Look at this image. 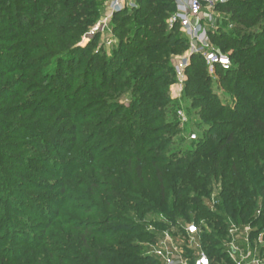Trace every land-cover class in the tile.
Returning a JSON list of instances; mask_svg holds the SVG:
<instances>
[{"label":"trees","instance_id":"obj_1","mask_svg":"<svg viewBox=\"0 0 264 264\" xmlns=\"http://www.w3.org/2000/svg\"><path fill=\"white\" fill-rule=\"evenodd\" d=\"M134 1L130 12L113 15L117 44L105 57L104 49L89 55L98 35L85 48L78 46L99 17L96 0H0V142L18 138L54 164H64L73 150L85 165L102 163L85 189L95 205L82 213L92 219H57L56 209L53 219L25 224L32 233L22 227L20 211L10 201L22 202L15 182L25 179L0 167V200L9 216L0 219L6 220L0 231L6 224L19 235L14 243L7 232L0 264H160L117 238L157 241L144 224L120 214L128 211L124 204L139 211L158 207V230L168 228L182 238L186 226L198 225L201 247L212 264H232L220 246L230 223L250 227V240L261 234L258 252L264 256V0H229L216 7L231 31L219 27L209 31V38L221 54L230 51L231 64L227 71L217 68L215 79L232 102L217 99L203 59L192 55L183 93L204 104L199 113L204 128L191 142L193 149L170 156L163 155L170 139L160 132L168 129L169 136L180 129L173 119L176 105L167 94L174 73L166 55L188 45L178 27L167 29L172 0ZM115 92L117 97L130 94V106L108 103ZM16 116L19 120L12 119ZM161 122L166 124L159 128ZM63 136L73 144L68 149L56 143ZM214 181L221 187L217 220L204 205ZM206 226H217L215 239L204 233ZM73 241L86 254L74 252Z\"/></svg>","mask_w":264,"mask_h":264},{"label":"rangeland","instance_id":"obj_2","mask_svg":"<svg viewBox=\"0 0 264 264\" xmlns=\"http://www.w3.org/2000/svg\"><path fill=\"white\" fill-rule=\"evenodd\" d=\"M96 1L100 5L98 7L99 17L97 21L94 23V25L90 27V29L81 36L78 46L81 48H85L88 45V43H90L93 40V38L96 35H98L99 38L96 41V46L91 50L89 55L93 53H98L100 49H104L105 53L103 55L106 57L107 55L111 54L110 51L111 47L117 44L116 37H114L113 34L111 33V26H112L111 21L113 15L118 14L120 12L114 13L112 17L107 18L108 12L106 5L108 4V0H96ZM124 1H125L124 3L127 4V7L124 10H121V12H130L135 7V1L134 0H124ZM132 4L134 6L129 8V5ZM214 16H215L214 22L212 23V27H211L212 31H218L219 27L224 28L225 31L228 32L231 31L229 26L227 27L223 25V22L226 20L225 14L215 11ZM95 26H97L98 29L104 27V30L96 31L93 35H91L90 33ZM179 33L186 40V38L183 36L180 30ZM249 34H252V32H249ZM108 41H112V43L110 45H107ZM187 50H188V46L186 50H181L179 54H174L173 52V54L166 55L168 56L167 59H169V65L173 69V73L175 72V68L179 64V61L187 54ZM103 55H101L100 57L101 59L103 58ZM223 55L227 56L230 61V51H228ZM171 78L173 82L168 86L167 94L170 102L175 103L176 105V106H172L174 107V111H175V116L173 119L174 121L177 120L180 131L175 133L174 130L172 133L169 134V136L167 133L168 129H162V131L160 132L161 133L160 135H166L170 139V142L168 143L167 147L163 152L164 156H170L174 154L178 155L179 153H185V151L193 149V144L191 142L194 140H191V136L195 135L197 139L200 135H202L201 131L204 128V124H203L204 122L199 118L200 117L199 113L204 107V104H202L201 101L192 102L190 99L185 98L183 93L184 85H181L179 87L175 73ZM212 78H213V82L211 84V87L216 92L217 99L220 102H222V104L224 105H230V103L232 102L231 94L229 93L228 90H223L221 87H218L217 81L215 79L216 78L215 75H213ZM114 94L115 95L112 99L107 100L108 103L111 104L118 102L127 107L130 106L132 101L130 94L122 95L121 97H117L118 92H115ZM135 112L136 110H133V114ZM179 113H181V115ZM18 117L19 116L12 117V119L19 120ZM173 119L169 118L167 120L168 122H173ZM164 123L165 122H161L157 126L161 128L166 124ZM57 129L58 128H56V130ZM67 129H70L69 126L64 128V130L62 131L66 133L69 131ZM69 141L70 139L67 138V136H63V138L58 137L56 139V143L61 144L62 146L64 145L65 149H68L69 145H73L69 143ZM74 145H76V143ZM0 146H3V149L1 150L4 151L2 152L3 154H1L3 157H0V167L7 169L11 173L12 171H14L17 174L22 175V177L25 179L22 182H20L19 180L15 182L17 185V189L19 191L20 190L22 191V192L20 191V193H22L21 194L22 202L15 204L14 200H10L12 201L13 205L20 211L19 212L20 216L19 215L18 216L19 219H22L24 225L25 224L30 226L36 225L37 221L39 222V219H53L54 217L53 211L56 209L59 210V215L57 219H92V214L85 215L84 213H82V211L86 210L87 207H93L92 205H95L94 197L93 196L90 197L89 194L86 193L85 189L88 188L89 184L93 183L92 182L93 179L94 180L97 179L95 177V170L98 167H101L102 164L101 162L97 163L95 161H92V163H89V166L85 165L82 160L83 156L77 154L76 150H73L71 151L72 156L67 155L66 159L69 160L65 159L64 164H59V163L54 164V162H52L50 158L49 160H47L46 159L47 157L44 159V158H40V156L39 157L36 156L38 155V153L32 150L28 145H24L18 138L3 140L0 142ZM11 156L16 157V160L19 159L23 161V163H25L27 166L26 167L17 166L15 164V161L10 159ZM34 157H38V159L41 160L39 162L34 161ZM124 180L125 177H121L119 179L120 183H124ZM211 186H212L211 194L206 199H204V205L207 209H209V211L213 215V218L212 216L211 218L213 220H217V219H221L220 218L221 211H219V209L217 208V205L220 203L219 200V193L221 190L220 182L214 181ZM61 190L64 191V193L61 192ZM93 191L96 194L99 192V190L97 189ZM154 196L155 194L153 192H151L149 195V197L153 199ZM6 197L8 196H5V198ZM12 199H18V198L14 197ZM4 201L5 200L3 198L2 200H0V219H9V216H7V208L5 206ZM115 201L117 202L118 200ZM73 208L80 209L81 212H77L76 209ZM124 208H128V211L124 213L114 212V211L112 212L115 215H118L117 213H120L122 215L124 214L140 222L141 224H144L145 230L148 233H154L157 236V239L159 238L160 233L168 232L167 231L168 228H165L166 230L163 229L164 231H160L158 230L159 228L156 226V222H158L159 219H162L160 214H158L159 213V211H157L158 207H155V209H153L152 211L144 210V209L139 211L133 204L128 206L124 204ZM92 211H95V209L94 210L92 209ZM138 219H143V220L140 221ZM4 222H6V220L5 221L1 220L0 224L1 223L3 224ZM57 224L58 223H55L54 225H56L57 227ZM194 226L197 228L198 231L200 230L198 225L197 226L194 225ZM13 227L15 228L17 226H15V224L12 223L11 228ZM22 227L25 228V231L32 233V231L30 230L31 228H29L28 230V227L26 225ZM215 227L206 226L204 228V233L213 236L215 239L217 237L216 235L217 228ZM7 228L8 227L6 226V224H4V230L0 231V237H1L0 246L4 245L5 239L7 237V232L9 233L10 238L14 240V243H17L15 237L19 235L15 232L13 233L9 232ZM66 229L68 228H64L63 232L67 234L68 230ZM246 230L250 232V227L246 225L241 226L239 229V233H237L234 236L235 241L239 239L242 240L243 231ZM169 233L174 238V241L179 245V249H181L183 255L185 256L194 255L193 252H190L188 254L187 251L185 250L187 243L182 238L181 234H179L176 231L173 232V230L169 231ZM117 238L127 240V242L130 243L131 245L140 247L141 248L140 252H142L145 255H147L148 247L153 245V243H146L145 238L143 237L142 238L139 237L137 239L135 238L130 239L127 238L126 236L120 235ZM261 238L262 235L259 234L257 238L253 240H249L250 244H252L251 248L259 249L260 244L262 243ZM230 239L231 237L228 234L227 240L222 241V243L220 244V246L223 248V251L226 253H228L227 252L229 249L228 244L231 242ZM45 241H48V238H46ZM70 243L74 245L73 246L74 252L76 251V253H79L81 256L86 254V252L84 251H78L75 241ZM96 243L100 245L101 240H96ZM227 257H229L228 254ZM216 263L220 264V262H216Z\"/></svg>","mask_w":264,"mask_h":264},{"label":"built area","instance_id":"obj_3","mask_svg":"<svg viewBox=\"0 0 264 264\" xmlns=\"http://www.w3.org/2000/svg\"><path fill=\"white\" fill-rule=\"evenodd\" d=\"M229 0H172L174 11L167 19V27L170 31L179 28L180 32L187 40V54L179 61L175 68V76L179 87L185 83V69L189 64L192 55H199L206 66L210 76L215 75L216 69L227 71L230 68V61L227 56L221 54L211 43L209 31L214 22V12L216 7L227 3ZM124 0H108L107 18L114 13L121 12L127 7ZM134 5H129L133 7ZM103 31L104 27L98 29L95 26L91 35L96 31ZM112 41H108L110 45ZM181 115V113H179ZM195 135L191 140H195ZM240 227L230 224L228 234L231 242L228 244V256L232 264H264V259L260 257L258 249L251 248L249 232L243 231L242 242L246 245V252L236 247L234 236L239 233ZM187 245L186 251L193 252L194 255H183L179 245L169 232H162L156 243L148 247L147 255L158 261L160 264H212L209 257L203 251L198 235L199 231L194 225L184 228Z\"/></svg>","mask_w":264,"mask_h":264},{"label":"crops","instance_id":"obj_4","mask_svg":"<svg viewBox=\"0 0 264 264\" xmlns=\"http://www.w3.org/2000/svg\"><path fill=\"white\" fill-rule=\"evenodd\" d=\"M235 244H236V247H237V248H239V249H241L242 251L246 252L247 247H246V245L242 242L241 239L235 241ZM227 254H228V253H227ZM260 257L264 259V256H263V257L260 256ZM229 259H230V258H229ZM230 261H231V260H230ZM231 262H232V261H231Z\"/></svg>","mask_w":264,"mask_h":264}]
</instances>
